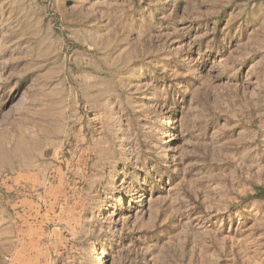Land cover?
Masks as SVG:
<instances>
[{"label": "rangeland", "instance_id": "obj_1", "mask_svg": "<svg viewBox=\"0 0 264 264\" xmlns=\"http://www.w3.org/2000/svg\"><path fill=\"white\" fill-rule=\"evenodd\" d=\"M0 264H264V0H0Z\"/></svg>", "mask_w": 264, "mask_h": 264}, {"label": "crops", "instance_id": "obj_2", "mask_svg": "<svg viewBox=\"0 0 264 264\" xmlns=\"http://www.w3.org/2000/svg\"><path fill=\"white\" fill-rule=\"evenodd\" d=\"M20 253H21L20 255H23V254H22V253H23V251H22V250H20Z\"/></svg>", "mask_w": 264, "mask_h": 264}]
</instances>
